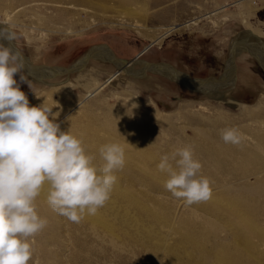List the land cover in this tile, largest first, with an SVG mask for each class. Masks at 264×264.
I'll return each mask as SVG.
<instances>
[{"label":"bare ground","instance_id":"obj_1","mask_svg":"<svg viewBox=\"0 0 264 264\" xmlns=\"http://www.w3.org/2000/svg\"><path fill=\"white\" fill-rule=\"evenodd\" d=\"M8 1L9 0H4V2H2V0H0V7L5 3L2 6L5 10L3 16L0 18V33L3 34L4 29L10 31L12 19L15 13H17L14 11L13 7L10 9L9 6L11 3ZM18 1H22V3L28 2V0ZM43 1L60 2L58 4L59 6L67 3L86 5L93 0ZM131 1L132 0H118L120 4H127ZM151 2L157 3V0H151ZM258 3H260V1ZM250 4L252 3L250 2ZM242 5L245 4L243 3ZM103 6L104 5H102V7ZM124 6L126 7V5ZM69 7H71V5ZM64 14H66V12ZM62 16L63 11L58 14V17L53 22H59L63 18ZM139 22L138 20V23ZM194 22L195 21L191 19V21H186L183 26ZM141 23L142 22H140V24ZM240 25L241 24L238 25V23H236L233 27H225L226 29H223L222 34L216 36L219 55L222 54V48H227L228 44H245L246 41L250 40H254V43H256L260 38V34L257 33V31L249 30L248 27H242L243 24L242 26ZM37 28L38 27L35 26L36 30ZM177 28V26L167 27L165 32L160 35V37L157 36L151 43H158L161 37ZM50 29L52 28L47 29L48 34L44 33L41 34V36L44 38L47 37V35H50V37L52 35L66 37L75 34V32L70 31V29H66L65 31L59 27L53 28L52 30ZM23 32L25 38H27L25 30ZM10 33L13 38L14 33L12 31ZM231 37L232 39L230 40ZM41 48L45 47L42 45L40 50ZM244 55L246 54L239 55L238 57L243 58ZM136 58L139 59L140 56ZM134 59L135 57L126 60L128 62L127 65H130ZM90 61L92 60H87L84 67L78 72L70 73L66 77L68 81L59 82L56 80L57 78L50 80L54 78L52 77L47 78L41 83L33 81L32 84L36 86V89L40 90L51 88L55 91L53 94H59L63 90L64 94L65 91L69 92L74 87L79 88L82 92V96L79 99L80 101H78L79 103L77 106L71 107V110L77 109L78 112V108L82 105L101 104L103 99L98 93L111 83L112 85L116 83L114 86H117L118 83L135 85L141 83L146 84L148 80H150L149 78L151 75L149 76L148 73H146L144 78L134 79L129 76L126 77V73L116 69L115 65L113 67L111 66V68L110 65L108 66L104 62L99 65H94V63ZM29 62H31L33 66H46L35 63L36 61L33 56H30ZM109 63L111 64V62ZM137 68L138 66L135 67V69ZM237 69L238 68H236L237 80L238 78H242L243 80V78L249 76L253 77L247 71L238 72ZM39 74L42 78L46 77V74L41 70H36L34 73L36 76ZM243 74H245L246 77H244L245 75L242 76ZM56 77L61 76L56 75ZM152 78H154V76ZM159 78L157 79L159 80ZM252 79H254V77ZM50 96H48L46 92H42V94H40V97H42L40 101L42 100V102H45ZM63 96L65 97V95ZM206 96L208 97L206 99L204 98L206 101H210L213 98L224 97V103L233 104V100L229 98L225 90L223 93H213ZM257 98L258 102L255 107L249 108L243 105L244 112L242 111L243 114L241 115L244 118L250 117V121H248L247 118L245 119L252 127H246V125L240 127L239 125L241 123L238 124L237 120V122H233L235 120L230 121L225 116L223 119H220L223 113L221 114L218 112H216V117L213 118L217 126H214L213 123L210 124L214 122L210 117L203 121V123H207L209 126L201 125V118L197 119L194 115L188 117V120H194V122L198 120L200 122L191 129V136L186 138L182 136L183 134L180 135L179 142H176V148H179V146H191L194 150L195 158L202 164L201 175L208 177L212 182L210 185L212 188L211 198L207 201L193 203L190 206L187 205L183 199L173 197L165 188V181L168 177L166 173L158 171L157 164L160 162V157L162 155L173 152L174 150L170 152H165L164 150L161 152L159 150L157 147L159 145L158 143L156 146L157 140H153L156 139L158 135L155 133V128L149 127V125L146 124V114L142 113L137 115L136 111H134L137 116L133 121L130 115L124 113L123 109L117 108L111 116L105 115L103 119L90 117V121L87 124H83V121L79 122L75 115H73L75 119L68 117L67 114H65L66 117L63 115L60 118H56V122L60 124L62 131L71 130L74 134L82 135L86 151L94 155V163L98 166L102 167L104 164L99 153V148L102 145L116 142L121 144L125 149V165L122 169L116 170L113 173L117 177V181L111 192V198L95 215H85L80 222L85 233V237L81 243L82 262L84 264L90 261L93 262L95 256L96 264H105L108 262L111 264L115 262L116 264H129L130 261H132H129L131 256H129L128 259L125 252L127 251L126 249L131 248L137 250V264H147V262L152 261L155 262L154 264H245L244 260H242L243 249H255L257 251V249L263 248L264 115L262 113H264V110H262L263 108L261 106L264 103V91L259 93ZM132 104L136 105L134 102H132ZM128 108L126 110H128ZM128 112L130 113V111ZM86 114L87 113H85V115ZM245 122L244 124H246ZM225 128H235L238 130L241 134V141L239 144L234 145L225 143L221 139V130ZM165 132L167 131L165 130ZM178 132L182 133L181 129L178 130ZM129 133L134 134L129 135ZM165 135L168 134L166 133ZM150 144L151 146H149ZM172 163L174 164V162ZM250 179H253V181H249ZM47 190L48 185L45 184L38 197V201L41 204L46 203ZM149 192H158L162 196L164 195V198H159V196L151 197ZM168 199L173 200V204L170 205L167 203ZM38 207L37 205V208ZM185 210H189L188 212L186 211L188 214V216L186 215V220H184L183 216H180ZM39 212L41 213L42 210ZM259 221L263 222V225L258 224ZM87 231L96 234L98 238L104 240L103 244L100 243L101 247L98 250H91L93 255L91 257V253H88Z\"/></svg>","mask_w":264,"mask_h":264},{"label":"rangeland","instance_id":"obj_2","mask_svg":"<svg viewBox=\"0 0 264 264\" xmlns=\"http://www.w3.org/2000/svg\"><path fill=\"white\" fill-rule=\"evenodd\" d=\"M105 1L93 0L86 5L67 3L58 6L60 2L28 0L27 3H22V1L18 0H9L8 2L11 3L10 9L13 7L14 11L17 12L11 22L10 32L14 33L13 40L11 39V41L22 55L29 59L30 56H33L36 61L35 63L39 65L68 67L80 60L90 47L105 44L121 60H130L136 56H140L139 59L143 61L167 63L178 71L186 73L191 79L217 78L222 73L232 45L228 44V46L230 45L229 47L222 48V54L219 55L216 36L221 35L223 29L227 27H233L236 23L238 25L241 24L240 26L243 24L242 27H248L249 30L257 31L260 34L258 40L264 45V0H157V3H152L151 0H132L127 4H120L118 0H115V2L114 0ZM259 1L260 3H258ZM243 3L245 5H242ZM70 5L71 7H69ZM102 5L104 6L102 7ZM2 6L0 7V18L3 16L5 10ZM62 11L63 18L59 22L54 23L53 21H55L58 14ZM65 12L66 14H64ZM191 19L195 22L183 26L186 21H191ZM138 20L142 23H138ZM35 26L38 27L37 30ZM170 26H177L178 28L161 37L158 43H151L157 36L160 37L167 27ZM58 27L63 31L70 29L75 34L66 37L54 35L50 37V35H47L44 38L41 36L44 33L48 34L47 29ZM24 30L27 33V38H25ZM4 39L0 37V44L5 45L6 40L4 42ZM254 42V40H250L246 41L245 44ZM42 45L45 48H41L40 50ZM90 60H92L90 62L94 63V65L102 63L96 58ZM107 65H110V67L114 66L108 62ZM235 65L238 68V72L247 71L254 79L251 76L246 77L243 74L242 76L245 75L244 77L246 78H243V80L242 78H238V80H235L233 88L224 89L229 98L233 100V102L231 101L233 104L224 103V97L206 101L205 99L208 97L204 94L189 91L181 84H177L176 81L164 75L162 76V74L147 72L151 76L150 80L147 79L148 82L146 84L126 85L125 83H118L117 86H114L116 83L113 85L111 83L105 86L98 93L103 102L101 104L82 105L78 108V112L81 114L77 112V109L71 110V107L77 106L82 96L79 88L74 87L69 92L65 91L64 94V90L59 94H53L55 91L51 88L36 89V86L32 84L33 81L27 77L23 69L20 74L26 77V83L20 82L19 74L14 76V79L20 83V90L25 92L30 106H38L43 103L42 100L40 101V98H42L40 94L42 92H46L48 96L51 95L44 103L46 104L48 101L46 105L53 108L52 112L59 113L56 118L67 114L68 117L72 119L77 117L76 119L79 122L83 121V124H87L90 121V117L103 119L105 115L111 116L117 108L123 109L124 113L130 115L133 121L138 114H146V124L149 127L155 128V133L159 134L158 139H153L157 140L156 146L159 144L157 147L161 152L163 150L170 152L176 149V142H179L180 135L183 134L182 136L186 138L191 136V129L194 125L197 126L199 124L200 121L198 120L196 121L197 123L194 120H188L190 115L196 116L197 119L201 118V125L204 126H209V124L203 123V121L209 119V117L212 120L216 117V112L223 113L220 119H223L225 116L230 121L235 120L233 122L238 121V124L241 123L240 127L245 125L246 127L251 126L247 122V120L250 121V117H245L247 118L246 120L241 115L244 112V106H248L249 108L256 106L258 94L264 91V73L259 63L247 55H244L243 58L237 57ZM254 75L258 77L256 78ZM125 76L127 77L128 75L125 74ZM153 76L154 78H152ZM53 79L65 82L68 78L55 76L50 80ZM132 102L136 105H133ZM261 107L264 110V103ZM127 108L128 110H126ZM134 111H136L137 115ZM85 113L87 114L85 115ZM262 114L264 115V113ZM213 120L214 122L210 124L213 123L214 126H217L215 119ZM180 129L182 133L178 132ZM166 133L168 135H165ZM249 181H253V179ZM149 195L151 197L159 196V198H164V195L162 196L158 192H149ZM38 200L37 198L35 201L36 205L39 206L37 208L38 213L41 217H45L48 223L44 230L34 238L36 243L34 245L33 257L29 261V264H52L53 262V264H84L81 256V243L85 237V233L80 223L81 221L79 223L71 222L51 210L46 201L45 204H41ZM167 203L171 205L173 204V200L168 199ZM41 210L42 212L40 213L39 211ZM186 211L188 212L189 210H185L180 215L184 217V220L188 216ZM258 224L263 225V222L259 221ZM93 234L88 231L86 234L89 247L88 253H91L92 249L98 250L104 242L102 238H98L96 234ZM126 250L125 253L128 259L131 256L129 261L132 260L129 264H137V250L131 248ZM91 256H93L92 253L90 254ZM95 259L96 257L94 256L93 262L90 261L87 264H96ZM242 260H244L245 264H264V247L257 249V251L255 249H243ZM154 263L153 261L147 262V264ZM112 264H116V262Z\"/></svg>","mask_w":264,"mask_h":264},{"label":"clouds","instance_id":"obj_3","mask_svg":"<svg viewBox=\"0 0 264 264\" xmlns=\"http://www.w3.org/2000/svg\"><path fill=\"white\" fill-rule=\"evenodd\" d=\"M0 37L12 38L3 33ZM21 71L17 55L0 44V264H29L32 259L34 238L48 223L35 203L45 184L48 206L79 223L108 202L117 181L113 173L125 165L121 144L102 145L99 153L104 164L98 166L94 155L86 151L82 135L61 131L56 122L59 113L44 102L30 106L14 79L19 74L20 82L26 83ZM221 139L236 145L241 134L225 128ZM157 169L167 174L165 188L187 205L211 198L212 182L201 175L202 164L191 146L162 155Z\"/></svg>","mask_w":264,"mask_h":264},{"label":"water","instance_id":"obj_4","mask_svg":"<svg viewBox=\"0 0 264 264\" xmlns=\"http://www.w3.org/2000/svg\"><path fill=\"white\" fill-rule=\"evenodd\" d=\"M4 35L5 37L9 35L11 36V33L10 31L4 29ZM4 42L5 46L11 48L19 58V62L22 64V69L25 71L27 77L30 80L39 83L45 81L47 78L55 77L56 75L67 77L70 73H76L81 68H83L87 60L91 58H96L102 61L105 60L108 62L111 61V63L115 65L116 69L123 71L124 73H126V75L134 79L144 78L147 72L167 75L168 77H170V79L179 82L184 88L188 89L189 91L201 93L204 95L215 92L218 93L219 91H223L226 88H233L234 82L236 80L235 60L242 53L251 55L259 63V66L264 73V45L260 40H257L255 44H233L229 51L222 73L217 78L209 77L206 79H191L188 75H186V73L179 72L170 64L163 62L151 63L138 59L136 58L137 56L130 65H127L128 62L126 60L117 59L112 50L105 44L90 47L86 54L80 60L68 67L33 66V64L29 62V59L22 55L19 52L18 48L13 45L11 39L5 38ZM135 65L139 66L140 68L135 69ZM36 70L43 71L44 74H46V77H43V79L40 74L37 76L34 75Z\"/></svg>","mask_w":264,"mask_h":264},{"label":"crops","instance_id":"obj_5","mask_svg":"<svg viewBox=\"0 0 264 264\" xmlns=\"http://www.w3.org/2000/svg\"><path fill=\"white\" fill-rule=\"evenodd\" d=\"M242 54H244V53H242ZM242 54H240V55H242ZM100 56H102V55H100ZM115 57H116V56H115ZM116 58L119 59L118 57H116ZM91 59H92V58H91ZM100 62H104V63L107 64L108 61H105V60L102 61V60H100ZM110 62H111V61H110ZM108 63H109V62H108ZM50 67H51V66H50ZM138 68H140V67L138 66ZM138 68H137V69H138ZM175 69H176V68H175ZM176 70H177V69H176ZM179 72H180V71H179ZM186 75H187V74H186ZM162 76H163V75H162ZM164 76L167 77V78H170V77H168L167 75H164ZM236 80H237V77H236ZM176 83L178 84L179 82L176 81ZM179 84H180V83H179ZM223 91H224V90H223ZM223 91H219L218 93H222ZM215 93H216V92H215ZM211 94H213V93H211Z\"/></svg>","mask_w":264,"mask_h":264},{"label":"flooded vegetation","instance_id":"obj_6","mask_svg":"<svg viewBox=\"0 0 264 264\" xmlns=\"http://www.w3.org/2000/svg\"><path fill=\"white\" fill-rule=\"evenodd\" d=\"M246 54V53H245ZM249 58H252V57H250V55H248V54H246ZM254 58H252V60H253Z\"/></svg>","mask_w":264,"mask_h":264}]
</instances>
